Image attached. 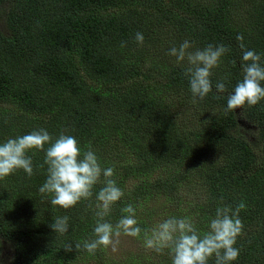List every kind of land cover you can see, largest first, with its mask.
I'll list each match as a JSON object with an SVG mask.
<instances>
[{
	"label": "trees",
	"instance_id": "1",
	"mask_svg": "<svg viewBox=\"0 0 264 264\" xmlns=\"http://www.w3.org/2000/svg\"><path fill=\"white\" fill-rule=\"evenodd\" d=\"M237 35L264 64V0H0V143L43 128L53 139L76 137L82 150L90 144L125 194L106 218L113 224L131 203L141 228L188 216L203 232L222 202L244 201L232 264H264V158L238 125L248 121L264 143V100L225 112L242 78ZM185 40L190 51L230 49L212 71L213 92L197 103L186 62L169 55ZM220 81L227 93L217 98ZM28 155L30 178L18 170L0 181V264L1 242L9 264H102L105 250L74 248L92 238L93 209L53 208L39 192L45 153ZM65 215L68 233L58 235L50 225ZM132 239L136 253L122 264H171L167 251Z\"/></svg>",
	"mask_w": 264,
	"mask_h": 264
},
{
	"label": "clouds",
	"instance_id": "2",
	"mask_svg": "<svg viewBox=\"0 0 264 264\" xmlns=\"http://www.w3.org/2000/svg\"><path fill=\"white\" fill-rule=\"evenodd\" d=\"M236 40L241 50L242 78L227 94L226 113L244 109L245 106L253 107L264 100V64L261 56L246 48L242 35H237ZM135 41L143 45V34L137 32ZM125 46L126 42H122L121 47ZM192 47L185 40L179 47H172L169 55L175 57L177 64L186 62L183 75L188 80L192 102L197 103L213 92L212 71L230 49L223 44H208L202 49L190 51ZM225 93V83L217 82V98ZM39 151L45 153L43 164L39 167L47 166L46 179L39 192L50 197L53 208L68 210L87 201L88 207L93 209L95 224L92 238L85 240L83 245L77 242L74 245L77 251L83 248L87 253L95 254L98 250L111 248L116 252L120 238L124 236L142 239L144 248L156 254L167 251L171 264H209L213 258L214 264H232L238 259L240 249L236 243L244 228L240 218V212L246 208L244 201L234 206L222 202L203 232L188 216L169 217L151 227L141 228L136 219V208L131 203L120 209L121 216L113 224L106 218L125 195L113 178L114 168H103L91 145L82 150L72 135L61 132L53 139L46 129L41 128L0 143V181L18 170H23L30 178L33 175V161L28 153ZM97 185L100 187L93 200ZM53 219L51 229L58 235L67 234L69 217L65 215ZM64 249L70 252L73 245L67 244Z\"/></svg>",
	"mask_w": 264,
	"mask_h": 264
},
{
	"label": "rangeland",
	"instance_id": "3",
	"mask_svg": "<svg viewBox=\"0 0 264 264\" xmlns=\"http://www.w3.org/2000/svg\"><path fill=\"white\" fill-rule=\"evenodd\" d=\"M239 114L238 112H236ZM238 125L242 132L245 133V138L249 142L256 141L257 146L259 145L261 149L262 156L264 158V143L261 142L259 139L255 138L257 129H255L252 124L248 123V121L243 120L242 118H238ZM10 175V177L14 176ZM2 246V253H1V263L2 264H9L10 261V250L9 247L1 242ZM136 253V243L133 241L131 237H124L120 238V243L117 246V251L113 252L111 248H108L104 252V261L102 264H122V262L130 261L132 259V255Z\"/></svg>",
	"mask_w": 264,
	"mask_h": 264
}]
</instances>
